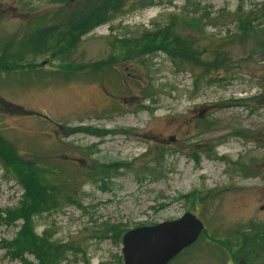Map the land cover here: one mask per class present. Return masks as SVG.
<instances>
[{
	"label": "rangeland",
	"instance_id": "374dc122",
	"mask_svg": "<svg viewBox=\"0 0 264 264\" xmlns=\"http://www.w3.org/2000/svg\"><path fill=\"white\" fill-rule=\"evenodd\" d=\"M136 1L81 36L71 58L81 66L68 79L59 75L65 58L50 52L34 59L28 75L0 78V136L39 166L52 162L58 172L48 176L54 180L70 181L80 170L65 185L76 204L32 217L38 235L46 231L72 246L58 264H123L121 241L110 227L127 231L185 212L203 222L205 235L243 230L250 222L264 225V51L254 42H236L228 47V69L195 87L198 67L179 70L164 51L138 65L118 41L163 26L173 13L199 18L207 12L204 32L197 34L199 47L206 48L235 30L228 13L239 5L252 10L261 0H147L144 7ZM68 11L51 0H0V45ZM100 61L111 66L103 75L92 67ZM80 127L112 132L96 136ZM90 163L118 169L91 181L84 177ZM22 194L0 162V221ZM20 224L0 223V243ZM205 235L170 264H231L219 239L209 242ZM0 264L23 263L0 247Z\"/></svg>",
	"mask_w": 264,
	"mask_h": 264
},
{
	"label": "trees",
	"instance_id": "16d2710c",
	"mask_svg": "<svg viewBox=\"0 0 264 264\" xmlns=\"http://www.w3.org/2000/svg\"><path fill=\"white\" fill-rule=\"evenodd\" d=\"M51 1L57 6L62 5L64 9H68V14L62 19H57L55 23L43 26L40 30L34 27L35 29L26 30L18 38L14 36L8 46L0 45L2 47L0 48V78L4 77L2 73H6L9 77L24 75V72L28 75L27 71L35 69L32 63L34 59L38 55L50 52L51 55L56 54L55 56L65 58L61 59L64 67L59 69L61 73L58 74L68 79L78 71L76 67L81 66L75 65L71 60L81 36L87 33L92 26L113 19L130 2V0ZM135 4L144 7L148 1L138 0ZM227 15L233 17L235 30L224 37L214 39L206 48L199 47L197 34L204 32L203 18H210L207 12L199 18L182 12L170 14L167 23L163 26L152 30L144 29L137 36H124L118 40L119 46L130 54L129 58L138 65L143 64L144 56L156 51H164L179 70H184L187 66L198 67L199 73L195 76L194 86L199 87V84L206 78L210 82L213 72L218 73L221 69H228L231 64L228 58H232L233 54L228 47H234L236 42H254L259 47V51H264V0L249 11L243 10L239 5L234 12ZM220 18H225V16L220 15ZM27 26L30 25L27 24ZM205 53L208 54L206 58L203 56ZM92 67L94 71L98 70L102 74L107 73L111 68L110 65L105 66L104 61ZM153 94L154 92L151 93ZM151 95L144 94V98ZM199 122L201 126L208 128L209 122L203 119L198 120ZM79 129L96 136H104L112 132L86 127ZM0 162L5 174L15 179L23 188L19 206L7 211L0 221L5 225H14L20 219L22 224L19 225V230L11 239L1 241L0 247L6 248L7 256L19 259L23 264H58L72 249V246L53 241L46 231L38 235L35 232L32 217L43 211L57 209L65 203L74 202L76 204L74 195L65 191V185L76 178L78 171L80 175V170L75 171L70 181L54 180L48 176L53 174L52 171H57L52 162H44V166H39L31 156L28 158L20 155L16 146L2 136H0ZM85 169H87L85 178L91 181H103L112 172L116 173L118 166L90 163ZM120 229H122L120 226H112L108 229L116 241H121V236L125 232L123 231L125 229ZM202 235H205V230ZM205 236L209 242L214 236L217 237L219 239V247H217L227 250L235 263L264 264V225L250 222L243 230L237 228L230 232L216 235L206 234ZM192 246L185 249L175 259L190 251ZM27 256H31L32 260H29Z\"/></svg>",
	"mask_w": 264,
	"mask_h": 264
},
{
	"label": "water",
	"instance_id": "95a60500",
	"mask_svg": "<svg viewBox=\"0 0 264 264\" xmlns=\"http://www.w3.org/2000/svg\"><path fill=\"white\" fill-rule=\"evenodd\" d=\"M204 230L191 212L179 218L127 230L121 238L123 264H168Z\"/></svg>",
	"mask_w": 264,
	"mask_h": 264
},
{
	"label": "flooded vegetation",
	"instance_id": "af4514ba",
	"mask_svg": "<svg viewBox=\"0 0 264 264\" xmlns=\"http://www.w3.org/2000/svg\"><path fill=\"white\" fill-rule=\"evenodd\" d=\"M132 77V76H131Z\"/></svg>",
	"mask_w": 264,
	"mask_h": 264
}]
</instances>
